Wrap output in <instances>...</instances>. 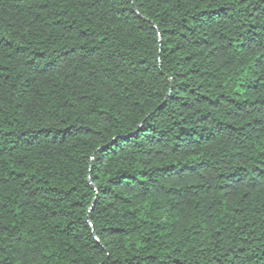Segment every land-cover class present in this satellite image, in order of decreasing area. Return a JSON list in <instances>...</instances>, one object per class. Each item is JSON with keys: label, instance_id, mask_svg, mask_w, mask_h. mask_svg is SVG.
<instances>
[{"label": "trees", "instance_id": "trees-1", "mask_svg": "<svg viewBox=\"0 0 264 264\" xmlns=\"http://www.w3.org/2000/svg\"><path fill=\"white\" fill-rule=\"evenodd\" d=\"M0 264H264V0H0Z\"/></svg>", "mask_w": 264, "mask_h": 264}]
</instances>
